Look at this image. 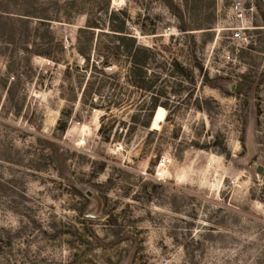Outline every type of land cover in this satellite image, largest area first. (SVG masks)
<instances>
[{
    "label": "rangeland",
    "instance_id": "obj_1",
    "mask_svg": "<svg viewBox=\"0 0 264 264\" xmlns=\"http://www.w3.org/2000/svg\"><path fill=\"white\" fill-rule=\"evenodd\" d=\"M236 1L0 0V264H264V0Z\"/></svg>",
    "mask_w": 264,
    "mask_h": 264
},
{
    "label": "built area",
    "instance_id": "obj_2",
    "mask_svg": "<svg viewBox=\"0 0 264 264\" xmlns=\"http://www.w3.org/2000/svg\"><path fill=\"white\" fill-rule=\"evenodd\" d=\"M234 9L237 11L239 15H242L243 6L242 2L240 0H237L234 3ZM233 39L237 40L238 42H242L244 40V34L241 32V30L236 31L233 34ZM168 165V159L167 158H161L158 163L155 166L154 172H153V178L160 181L164 179L165 170Z\"/></svg>",
    "mask_w": 264,
    "mask_h": 264
},
{
    "label": "trees",
    "instance_id": "obj_3",
    "mask_svg": "<svg viewBox=\"0 0 264 264\" xmlns=\"http://www.w3.org/2000/svg\"><path fill=\"white\" fill-rule=\"evenodd\" d=\"M91 27H97V26L86 25V27H84V28H79V31L89 30V28H91ZM112 31L118 32V34H113V35H116L118 38L124 39V37H128V36H127V32H125L124 30H122V28H121L120 30H112ZM115 49L119 50V47H117V48H115ZM126 52H127V51H126ZM112 53H113V52H112ZM138 57H140V56H138ZM134 64H135L136 66H138V67L141 66V65H142V63H141V59H138V58H136V56H135ZM139 83H141V85H142V83H144V82H143V81H139Z\"/></svg>",
    "mask_w": 264,
    "mask_h": 264
},
{
    "label": "water",
    "instance_id": "obj_4",
    "mask_svg": "<svg viewBox=\"0 0 264 264\" xmlns=\"http://www.w3.org/2000/svg\"><path fill=\"white\" fill-rule=\"evenodd\" d=\"M262 166L261 165H256V172L257 173H261L262 172ZM91 194V192H87V195H90Z\"/></svg>",
    "mask_w": 264,
    "mask_h": 264
},
{
    "label": "bare ground",
    "instance_id": "obj_5",
    "mask_svg": "<svg viewBox=\"0 0 264 264\" xmlns=\"http://www.w3.org/2000/svg\"><path fill=\"white\" fill-rule=\"evenodd\" d=\"M120 1V0H119Z\"/></svg>",
    "mask_w": 264,
    "mask_h": 264
}]
</instances>
